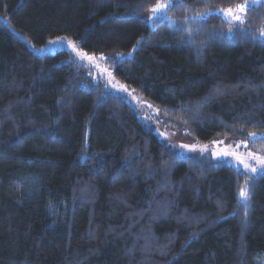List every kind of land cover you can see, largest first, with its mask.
<instances>
[{
    "label": "trees",
    "instance_id": "obj_1",
    "mask_svg": "<svg viewBox=\"0 0 264 264\" xmlns=\"http://www.w3.org/2000/svg\"><path fill=\"white\" fill-rule=\"evenodd\" d=\"M182 2L173 28L147 19L157 0H0V264H259L264 172L196 148L264 149V0ZM245 3L229 32L218 10ZM57 39L105 57L110 83L38 54Z\"/></svg>",
    "mask_w": 264,
    "mask_h": 264
},
{
    "label": "rangeland",
    "instance_id": "obj_2",
    "mask_svg": "<svg viewBox=\"0 0 264 264\" xmlns=\"http://www.w3.org/2000/svg\"><path fill=\"white\" fill-rule=\"evenodd\" d=\"M57 49H65L68 52H70L71 55L76 60H78L80 64H82L86 67L87 73L91 77L94 78V77L98 76L100 78H95L96 80L103 81V79H105V80H107L108 84L110 83L109 74H108V76H106V74L109 73L108 68L106 66V58L103 57L102 55L95 56L92 54L82 53L78 50L77 45L72 41L57 39V40L53 41L52 43H50V45H48L47 47H43V48L38 49L37 52H38V54H43L45 52H53ZM101 57H103L104 59H101ZM108 87L112 91H114L120 95H123L121 92L116 90V88L114 87V83H113V86L110 84V86L108 85ZM128 98H126V100L129 102L133 101V103L135 104V106L139 110V112L147 113V114L150 113L151 115H154V116L158 115L152 107L145 105L143 102H141V100H139L133 96H131V98H129V100H128ZM153 123H156V122L154 121ZM154 131L158 135L159 139L164 141V143L176 155H178V156H197L198 155V154H192L191 153L195 150L196 147H194V150H188L187 148H181L180 147V145H182V144L194 146L193 143H191V141H189L188 138L185 137V135H183L181 133L175 134L174 132H170L171 130L164 129V127H160V126H158V124H156ZM216 142H219V141H214L213 143L209 144L208 148L197 147L196 152L207 153L214 160L219 161L221 163H225L226 165H229L235 169H242L245 172H247V171L244 170L242 166H237L236 161L233 159L232 156L224 157L223 155H216V153H223L225 150H228V151L237 152L239 154H243L245 157H247V154L249 152H251L253 154H259V155L264 156V149H261V150L249 149V147H245L240 142H234V141H223L224 142L223 144H219ZM230 144L232 145V148L227 149L226 146L230 145ZM237 144L240 145V147L238 149L236 148ZM202 149H206V150L202 151ZM249 164L252 167H258L255 160H249ZM257 172H264V171L258 170ZM249 174H254V173H249ZM258 262H259V264H264V256L260 257Z\"/></svg>",
    "mask_w": 264,
    "mask_h": 264
},
{
    "label": "snow or ice",
    "instance_id": "obj_3",
    "mask_svg": "<svg viewBox=\"0 0 264 264\" xmlns=\"http://www.w3.org/2000/svg\"><path fill=\"white\" fill-rule=\"evenodd\" d=\"M173 7H185L182 0H157V3L149 8V16L147 17L148 20H164L167 19L173 26V28L176 27V22L171 20L167 13L170 11ZM252 7V4H236L234 7H228V8H221L218 11L223 14V18L230 24L229 32H231L233 29L231 25H239L245 23L244 15L245 13L250 10ZM215 13L211 12H203L198 13L197 16L193 17L194 20H203L209 15H213ZM187 19V18H186ZM259 37L262 41H264V29H261L259 32ZM101 59H104L101 57ZM264 139V137L257 136L255 133H250L248 140L250 142H255L257 140ZM219 144H223V141L216 142ZM247 147V145H244ZM181 148H187L188 150H194L195 146H189V145H180ZM240 147L239 144L236 145V148L238 149ZM227 149H231L232 145H227ZM206 150V149H202ZM216 155H223L224 157L232 156L233 159L236 161L237 166H242L244 170H246L248 173H256L258 170L264 171V156L259 154H253L249 152L247 154V157H245L243 154H239L234 151H228L225 150L223 153H216ZM249 160H255L258 167H252L249 164ZM239 174V173H238ZM251 185L245 182L244 185L240 186L239 188V200L241 201V204L247 208V201L250 198L249 189Z\"/></svg>",
    "mask_w": 264,
    "mask_h": 264
}]
</instances>
